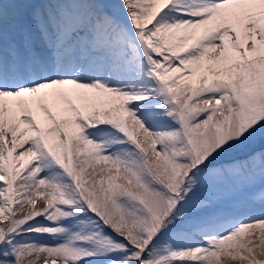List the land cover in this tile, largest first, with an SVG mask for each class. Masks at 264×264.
Here are the masks:
<instances>
[{"label":"snow or ice","instance_id":"obj_1","mask_svg":"<svg viewBox=\"0 0 264 264\" xmlns=\"http://www.w3.org/2000/svg\"><path fill=\"white\" fill-rule=\"evenodd\" d=\"M0 264H264V0H0Z\"/></svg>","mask_w":264,"mask_h":264}]
</instances>
